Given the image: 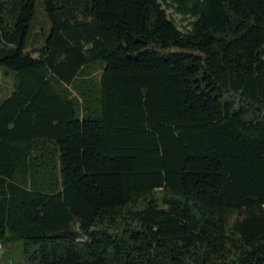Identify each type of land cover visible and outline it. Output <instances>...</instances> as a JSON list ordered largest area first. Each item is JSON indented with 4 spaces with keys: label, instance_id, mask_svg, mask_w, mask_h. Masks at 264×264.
Returning a JSON list of instances; mask_svg holds the SVG:
<instances>
[{
    "label": "trees",
    "instance_id": "trees-1",
    "mask_svg": "<svg viewBox=\"0 0 264 264\" xmlns=\"http://www.w3.org/2000/svg\"><path fill=\"white\" fill-rule=\"evenodd\" d=\"M36 1L0 0V264H264V0H43L27 49Z\"/></svg>",
    "mask_w": 264,
    "mask_h": 264
},
{
    "label": "rangeland",
    "instance_id": "rangeland-1",
    "mask_svg": "<svg viewBox=\"0 0 264 264\" xmlns=\"http://www.w3.org/2000/svg\"><path fill=\"white\" fill-rule=\"evenodd\" d=\"M168 11L170 15L175 18L179 28L185 30L189 27L190 17L177 13L173 8H168ZM50 30L51 21L44 9L43 0H37L35 16L31 22V27L27 35V49L41 47L45 43ZM4 70L5 68L0 66V98H4L10 93L13 84L12 76L5 74Z\"/></svg>",
    "mask_w": 264,
    "mask_h": 264
},
{
    "label": "built area",
    "instance_id": "built-area-1",
    "mask_svg": "<svg viewBox=\"0 0 264 264\" xmlns=\"http://www.w3.org/2000/svg\"><path fill=\"white\" fill-rule=\"evenodd\" d=\"M0 248H1V244H0Z\"/></svg>",
    "mask_w": 264,
    "mask_h": 264
}]
</instances>
